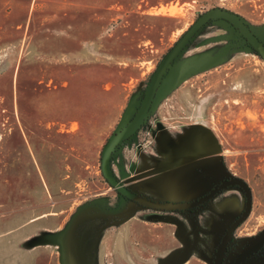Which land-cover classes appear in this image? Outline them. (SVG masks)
<instances>
[{
    "label": "rangeland",
    "instance_id": "1",
    "mask_svg": "<svg viewBox=\"0 0 264 264\" xmlns=\"http://www.w3.org/2000/svg\"><path fill=\"white\" fill-rule=\"evenodd\" d=\"M214 7L241 14L264 38V0H0V214L49 209L44 193L67 192L58 200L74 210L94 201L126 215L128 202L103 176V148L133 118L167 51ZM219 34L225 38L204 44ZM193 44L200 53L226 52L183 77L159 107L169 125H211L226 177L239 176L253 189L252 212L227 252L232 264L264 229V60L222 20ZM75 71L84 79L80 87L70 86ZM185 72L177 68L173 77ZM157 132L156 122H146L125 143L127 154L135 160L150 152ZM161 174L138 177L167 188Z\"/></svg>",
    "mask_w": 264,
    "mask_h": 264
},
{
    "label": "crops",
    "instance_id": "2",
    "mask_svg": "<svg viewBox=\"0 0 264 264\" xmlns=\"http://www.w3.org/2000/svg\"><path fill=\"white\" fill-rule=\"evenodd\" d=\"M224 38L212 36L204 44ZM194 42L167 73L146 121L156 122L155 147L134 160L124 144L113 159L115 173L123 183L159 200L195 199L227 178L215 129L198 120L169 125L159 107L167 103L183 77L219 62L226 52L221 47L200 53L193 48ZM177 68H186L182 78L173 77ZM153 169L162 172L167 188L148 187L138 177L153 173ZM44 196L52 201V208L29 213L35 208L27 206L14 215L0 214V264H214L222 235L245 207L244 193L237 187L223 190L210 205L197 210L137 207L126 215L115 209L104 211L101 203L94 201L78 204L74 210L71 202L65 205L58 200L69 197L67 192H46ZM263 251L242 264H264Z\"/></svg>",
    "mask_w": 264,
    "mask_h": 264
},
{
    "label": "water",
    "instance_id": "3",
    "mask_svg": "<svg viewBox=\"0 0 264 264\" xmlns=\"http://www.w3.org/2000/svg\"><path fill=\"white\" fill-rule=\"evenodd\" d=\"M215 20H222L230 25L239 38L251 48L255 49L264 60V41L241 15L222 7H214L202 13L159 62L147 83L144 95L133 118L124 127L116 131L106 142L101 154V169L104 178L110 186L121 195L123 203L128 202L129 211H134L137 207L168 211H191L207 203H211L213 199L225 189L230 187L240 188L244 193L245 207L242 213L228 224L217 246L213 261L214 264H225L226 253L234 233L249 217L253 208V191L245 179L239 176L225 178L221 182L215 184L206 194L191 200H159L130 188L118 178L113 168V159L122 150L124 143L138 133L147 121L159 89L171 67L195 37L199 35L202 29L211 21ZM263 247L264 229L256 234L237 254L232 264H242L245 260L258 253Z\"/></svg>",
    "mask_w": 264,
    "mask_h": 264
},
{
    "label": "trees",
    "instance_id": "4",
    "mask_svg": "<svg viewBox=\"0 0 264 264\" xmlns=\"http://www.w3.org/2000/svg\"><path fill=\"white\" fill-rule=\"evenodd\" d=\"M249 46V45H248ZM250 47V46H249ZM251 48V47H250ZM252 49V51L254 52V53H256L257 55H259L258 54V52L255 50V49H253V48H251ZM259 57L262 59V57L259 55ZM83 77H82V75L78 72V71H75L74 72V75H73V78H71L70 79V86L72 87L73 85H74V82H76V84L78 85L79 84V87H80V85L82 84V82L84 81V79H82ZM79 87H77L78 89H76L75 90V92H74V95H75V97H76V99H79V98H81L82 97V94H83V89L82 88H79ZM106 182H107V180H106ZM251 189H252V187H251ZM252 191H253V189H252ZM118 193V192H117ZM253 199H254V193H253ZM200 207H198V208H195V209H193V210H197V209H199ZM193 210H191V211H193ZM174 211H177V210H174Z\"/></svg>",
    "mask_w": 264,
    "mask_h": 264
},
{
    "label": "flooded vegetation",
    "instance_id": "5",
    "mask_svg": "<svg viewBox=\"0 0 264 264\" xmlns=\"http://www.w3.org/2000/svg\"><path fill=\"white\" fill-rule=\"evenodd\" d=\"M207 204H209V203H207ZM207 204H205V205H207ZM205 205H203V206H205ZM202 206V207H203ZM235 234V233H234ZM233 240H234V236H233V238H232V240H231V243H230V245H229V247H228V250H229V248H230V246L232 245V243H233ZM228 252V251H227ZM237 256V255H236ZM226 258H227V253H226V257H225V264H227V260H226ZM236 258V257H235ZM235 258H234V260H235ZM234 262V261H233ZM232 262V263H233Z\"/></svg>",
    "mask_w": 264,
    "mask_h": 264
},
{
    "label": "built area",
    "instance_id": "6",
    "mask_svg": "<svg viewBox=\"0 0 264 264\" xmlns=\"http://www.w3.org/2000/svg\"><path fill=\"white\" fill-rule=\"evenodd\" d=\"M146 123V122H145ZM145 125V124H144ZM139 132V131H138ZM137 136V133L134 135V136H132L129 140H127L125 143H127L128 141H130L131 139H133V138H135ZM124 143V144H125ZM226 260H227V258H226Z\"/></svg>",
    "mask_w": 264,
    "mask_h": 264
},
{
    "label": "bare ground",
    "instance_id": "7",
    "mask_svg": "<svg viewBox=\"0 0 264 264\" xmlns=\"http://www.w3.org/2000/svg\"><path fill=\"white\" fill-rule=\"evenodd\" d=\"M174 11H175V10H174ZM176 12H177V11H176ZM176 12H175V13H176Z\"/></svg>",
    "mask_w": 264,
    "mask_h": 264
}]
</instances>
